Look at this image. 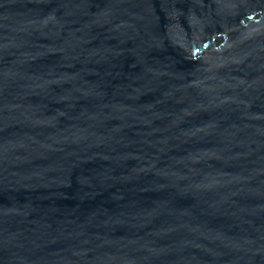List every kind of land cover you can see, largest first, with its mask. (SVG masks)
<instances>
[{
    "label": "water",
    "instance_id": "1",
    "mask_svg": "<svg viewBox=\"0 0 264 264\" xmlns=\"http://www.w3.org/2000/svg\"><path fill=\"white\" fill-rule=\"evenodd\" d=\"M0 264H264V0H0Z\"/></svg>",
    "mask_w": 264,
    "mask_h": 264
}]
</instances>
